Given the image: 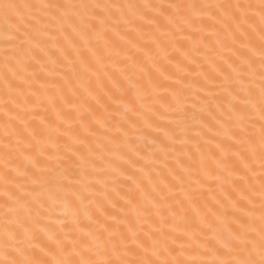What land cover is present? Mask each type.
<instances>
[{"label":"snow or ice","instance_id":"1","mask_svg":"<svg viewBox=\"0 0 264 264\" xmlns=\"http://www.w3.org/2000/svg\"><path fill=\"white\" fill-rule=\"evenodd\" d=\"M0 264H264V0H0Z\"/></svg>","mask_w":264,"mask_h":264},{"label":"bare ground","instance_id":"2","mask_svg":"<svg viewBox=\"0 0 264 264\" xmlns=\"http://www.w3.org/2000/svg\"><path fill=\"white\" fill-rule=\"evenodd\" d=\"M16 2H24V0H16ZM142 2V0H141ZM154 2H163V3H166L168 2V0H154Z\"/></svg>","mask_w":264,"mask_h":264}]
</instances>
